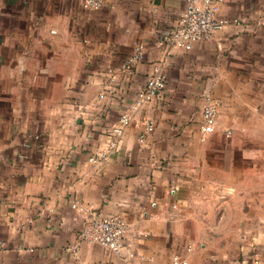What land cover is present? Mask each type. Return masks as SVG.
<instances>
[{
  "label": "crops",
  "instance_id": "obj_1",
  "mask_svg": "<svg viewBox=\"0 0 264 264\" xmlns=\"http://www.w3.org/2000/svg\"><path fill=\"white\" fill-rule=\"evenodd\" d=\"M186 8L0 0V264H174L187 246L189 264H264V0H220L222 30L169 48ZM159 67L162 97L133 111ZM124 113L122 148L96 161ZM111 213L129 224L122 254L81 235Z\"/></svg>",
  "mask_w": 264,
  "mask_h": 264
},
{
  "label": "built area",
  "instance_id": "obj_2",
  "mask_svg": "<svg viewBox=\"0 0 264 264\" xmlns=\"http://www.w3.org/2000/svg\"><path fill=\"white\" fill-rule=\"evenodd\" d=\"M88 9H99L103 7L104 0H80ZM187 8L181 14L175 28L167 32V44L169 48L177 47L191 50L200 41L210 40L215 33L222 30L230 20L218 15V4L220 0H184ZM146 55L145 45L141 41H136L132 53L126 63V68L133 70V67L143 62ZM167 86V75L161 67L152 74L145 84L138 90L136 98L131 105L133 111H138L147 105L157 102L162 97ZM112 89L104 90L100 96L105 98ZM220 102L209 98L208 103L202 108L203 129L205 134L211 133L218 122ZM131 114H122L119 123L108 133L109 148L102 156L94 158L96 161L105 158L112 150L122 148L126 126L131 121ZM155 121L148 119L145 122L146 131L151 133L155 129ZM142 139V138H141ZM129 224L126 218L118 213L93 216L84 227L82 238L99 242L116 254H122L126 249V237ZM186 252L193 250L192 246L186 247ZM176 254L174 264H189L187 253ZM259 258H254L253 264H258ZM121 264H130V259L126 256Z\"/></svg>",
  "mask_w": 264,
  "mask_h": 264
}]
</instances>
